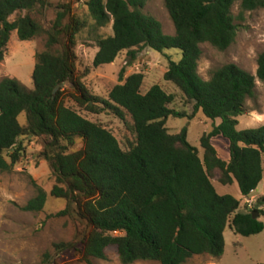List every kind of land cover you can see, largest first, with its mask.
<instances>
[{
    "label": "trees",
    "instance_id": "1",
    "mask_svg": "<svg viewBox=\"0 0 264 264\" xmlns=\"http://www.w3.org/2000/svg\"><path fill=\"white\" fill-rule=\"evenodd\" d=\"M147 1L88 0L95 29L113 23V35L97 40L93 67L112 65L124 52L134 58L138 50H179L183 59L180 63L170 60L164 81L193 104L191 115L171 108L175 96L160 85L142 94L145 76L138 73L125 79V70L107 100L92 97L76 81L72 36L78 29L65 30V15L59 14L47 31L33 17L44 6L42 0H0V66L14 32L21 41L48 37L46 51L35 56L34 90L12 77L0 82V174L11 172L23 159L24 139L44 136L50 140L43 156L56 179L51 195L69 204L57 216L67 215L75 205L91 227L84 250L89 264L92 259L107 261L111 247L117 249L122 264H188L202 256L220 259L228 226L247 238L264 232L263 211L246 206L240 212L243 202L219 194L213 183L218 173L219 183L236 184L245 200L264 180V125L237 130V118L247 114L246 103L255 97L257 80L264 83V53L258 58L256 76L235 64L215 70L208 81L199 74L203 44L226 52L235 43L239 27L233 8L239 5L242 17L264 10V0H164L174 36L165 35L161 22L143 13ZM63 35L70 44L55 53ZM65 84L78 88L74 101L92 115L111 112L122 121L131 117L136 142L129 150L101 124L65 106L61 92ZM200 112L208 120H221L201 137L203 158L189 143L188 128L178 134L167 128L170 118L192 120ZM22 114L27 116L25 126L19 122ZM217 137L230 141L229 162L220 158L212 143ZM78 140L83 149L72 151ZM37 189L24 212L44 210L48 196ZM254 212L259 219H253Z\"/></svg>",
    "mask_w": 264,
    "mask_h": 264
},
{
    "label": "rangeland",
    "instance_id": "2",
    "mask_svg": "<svg viewBox=\"0 0 264 264\" xmlns=\"http://www.w3.org/2000/svg\"><path fill=\"white\" fill-rule=\"evenodd\" d=\"M44 6H39L33 17L42 27L51 31L59 14L65 18L62 26L68 31H74L76 46V81L87 92L99 100H107L110 91L120 84V76L125 70V79L133 74L141 73L145 76L142 94H146L155 85H160L169 94L175 96V103L171 108L191 115L193 104H189L182 92L173 84L164 81L169 69L170 60L180 63L183 59L179 50H167L163 53L152 49L138 50L133 58L127 52L122 53L112 64L95 69L94 58L98 52L99 37L113 35V23L107 28L97 30L90 16L87 6L88 0H42ZM143 13L156 18L163 26V33L167 36L175 35L174 24L165 8L164 0H148ZM235 23L239 27L235 43L226 51L220 52L209 44L201 46L203 56L199 64L201 78L208 81L211 74L228 64H235L242 70L257 75L258 58L264 53V10L240 15V7L233 8ZM69 33V32H68ZM48 37L46 35L32 41H21L17 32L11 35L8 52L0 66V82L6 77L16 78L25 88L34 90L33 74L35 70V56L46 51ZM63 44L54 48L55 53L63 51V45H69L66 35L61 38ZM63 93L65 106L79 113L82 117L101 124L109 130L119 141L124 150L130 149V144L136 142V135L130 116L122 121L113 113L92 115L86 107L81 108L74 98L79 97L78 88L65 84ZM247 114L237 118L238 131L256 129L264 125V83L257 80L255 97L246 103ZM22 126L27 124L26 114L19 117ZM216 122L208 120L203 112L195 119L170 118L167 128L172 134H178L188 128L189 143L199 150L201 158L204 151L201 147V137L210 134ZM26 152L20 163L9 173L0 174V264H89L84 259L87 236L91 227L82 219L77 207L72 205L70 212L58 217L57 215L68 209V201L57 199L51 195L56 185L50 164L44 158V152L49 149L50 140L41 136L24 139ZM221 159L229 162L230 141L217 137L212 141ZM81 140L77 141L72 151L83 149ZM216 173L213 183L221 195H232L241 200L240 212L246 210L238 186H222ZM43 189L48 196L47 204L40 213H29L22 210L29 201L37 196L38 189ZM254 201V208L264 212V180L257 194L246 198ZM264 222V217L260 219ZM118 235V234H116ZM226 248L220 259L208 256L195 257L188 264H264V233L254 237L236 235L230 228L225 231ZM68 245L63 250L58 246ZM107 261L96 259L91 264H122L117 249L107 250ZM157 264V263H136Z\"/></svg>",
    "mask_w": 264,
    "mask_h": 264
},
{
    "label": "built area",
    "instance_id": "3",
    "mask_svg": "<svg viewBox=\"0 0 264 264\" xmlns=\"http://www.w3.org/2000/svg\"><path fill=\"white\" fill-rule=\"evenodd\" d=\"M245 201H246L247 209L248 210H253L254 209V201L253 200H248V199H245Z\"/></svg>",
    "mask_w": 264,
    "mask_h": 264
},
{
    "label": "water",
    "instance_id": "4",
    "mask_svg": "<svg viewBox=\"0 0 264 264\" xmlns=\"http://www.w3.org/2000/svg\"><path fill=\"white\" fill-rule=\"evenodd\" d=\"M260 218V214L258 212L253 213V219L257 220Z\"/></svg>",
    "mask_w": 264,
    "mask_h": 264
},
{
    "label": "crops",
    "instance_id": "5",
    "mask_svg": "<svg viewBox=\"0 0 264 264\" xmlns=\"http://www.w3.org/2000/svg\"><path fill=\"white\" fill-rule=\"evenodd\" d=\"M258 192V191H257ZM257 192L253 193L250 197H252L253 195L257 194ZM264 233V232H263Z\"/></svg>",
    "mask_w": 264,
    "mask_h": 264
}]
</instances>
